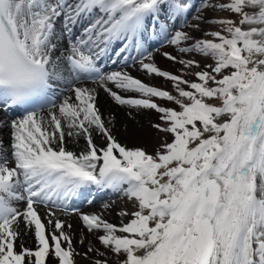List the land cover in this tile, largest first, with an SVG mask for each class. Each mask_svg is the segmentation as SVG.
Returning a JSON list of instances; mask_svg holds the SVG:
<instances>
[{
    "label": "snow or ice",
    "instance_id": "obj_1",
    "mask_svg": "<svg viewBox=\"0 0 264 264\" xmlns=\"http://www.w3.org/2000/svg\"><path fill=\"white\" fill-rule=\"evenodd\" d=\"M150 111L152 153L128 144ZM109 190L119 224L75 206ZM77 256L264 264V0H0V264Z\"/></svg>",
    "mask_w": 264,
    "mask_h": 264
},
{
    "label": "bare ground",
    "instance_id": "obj_2",
    "mask_svg": "<svg viewBox=\"0 0 264 264\" xmlns=\"http://www.w3.org/2000/svg\"><path fill=\"white\" fill-rule=\"evenodd\" d=\"M165 49H169V48L164 47V49H159L158 51H156L155 52V58H156L157 63L159 64V66H161L163 69H170V68H172V65L170 64V62H168L167 59H165V57L163 56V53H162V52H164L162 50H165ZM209 62H211V61H209ZM116 67H117V65L113 66L112 69H114ZM129 71L132 72V74L134 76H138L141 79L145 80V82H148V83H150L152 85H161V86H163L166 89H170V87H171V84L170 83H165L162 78L148 77L143 72L136 71L134 68L132 70H129ZM85 84H86L87 87H90V88L94 87V85H95V84L93 85V83H90V84L89 83H85ZM162 103H164V102H162ZM99 106L101 107L102 111L106 110L109 107L108 98H107V96L103 95V93H100ZM113 107H115V106H113ZM115 110H116V112L118 114V118L121 121L127 122V117L125 116L124 110H121V109H115ZM46 114L47 113H45V115ZM6 119H8V118L6 117ZM157 121H158V114L155 113L154 111L142 112L139 115H137L136 116V123L130 122L129 126L134 128V129H136L137 132L139 133V135L135 139H128L129 146L130 147L133 146V145L143 146V147L148 148V150L153 148L154 142L157 140V139H154L153 136H155L156 134H159V137L161 135H163V134L157 133L156 130L151 127V124L155 123ZM136 124L137 125H141V128H138ZM122 132H123V130H122ZM8 135L9 134H8L7 130H5V132H4L5 141H7ZM169 139H171V137H169ZM80 145L83 146V141L82 140L80 141ZM69 147H72L75 150H79V149H76L75 145H69ZM126 198H123L122 200H120L116 204L107 203V204L112 205L111 212L110 213L108 212L109 214H112V216H113V219L111 220V222L116 223V224L120 223V219L121 218L117 217L116 214H115V212L117 210L127 209L129 212L136 210L134 208V206H133L132 201H130V200H128V198L127 199ZM86 211H87V209H86ZM96 211L97 212H102L103 211L102 207L100 206L97 209H92V212H96ZM105 213H107V212H105ZM41 214H42V217H43V211L41 212ZM58 216H60L62 219L65 218L64 215H58ZM129 218L130 217H124L123 218L124 222L126 223ZM70 219H71V222L73 223V225H74V227L76 229H79L81 227V224H80L79 220L76 221V220H73L72 218H70ZM24 244H25V246L30 247V248L35 246V241L32 238L31 233H29L28 235L24 236ZM82 249H83V247H82ZM81 252H82V250H81ZM76 259L78 261V264H86V261L79 259V256H78V258L76 257Z\"/></svg>",
    "mask_w": 264,
    "mask_h": 264
},
{
    "label": "rangeland",
    "instance_id": "obj_3",
    "mask_svg": "<svg viewBox=\"0 0 264 264\" xmlns=\"http://www.w3.org/2000/svg\"><path fill=\"white\" fill-rule=\"evenodd\" d=\"M220 15H223L222 13L220 14ZM214 30H219V25H212L211 26ZM162 49H164V47H162ZM162 51H171V49L169 48V49H165V50H162ZM163 53V52H162ZM164 58V57H163ZM198 59H199V57H197ZM169 62V61H168ZM171 64V63H170ZM172 65V64H171ZM176 67H179V66H176ZM133 68H129L128 70H132ZM170 69H172L173 71H175V68H173V66H172V68H170ZM188 79H195V77L194 76H188L187 77ZM96 85H94V87H95ZM168 90H171V87H170V89H168ZM101 93H103V92H101ZM103 95H105L104 93H103ZM106 96V95H105ZM217 103V102H216ZM167 106H173V107H175L174 105H171V104H168ZM121 110H123V109H121ZM123 113V112H122ZM134 123H136V121L134 122ZM137 125V124H136ZM137 127L138 128H141V125H137ZM153 138L154 139H157L155 142H154V146L159 142V134H156L155 136H153ZM154 146H153V148H151V149H149L148 150V148H146L147 150H148V152L149 153H152L153 151H154ZM123 198H116V199H110V200H104L105 201V203H114V204H116L117 202H119L120 200H122ZM127 199V198H126ZM104 201H101L100 203H98L97 204V206L96 205H94V206H92V207H89V209L87 208V212H92V209H97L98 207H100L102 204H105L104 203ZM103 202V203H102ZM97 212V211H96ZM104 214V216H105V218L106 219H108L110 222H111V220L113 219V216H112V214H109L108 212L107 213H103ZM58 215V214H57ZM70 218H72L73 220H76L77 221V219L75 218V217H70ZM91 238V237H90ZM92 240H93V243L95 244L96 243V241H95V239L94 238H91ZM97 246L99 247V245L97 244ZM78 250L81 252V250H82V252L84 251V248L82 249V247H80V246H78ZM77 258H78V256H77ZM79 259H81L80 257H79ZM82 260V259H81Z\"/></svg>",
    "mask_w": 264,
    "mask_h": 264
},
{
    "label": "clouds",
    "instance_id": "obj_4",
    "mask_svg": "<svg viewBox=\"0 0 264 264\" xmlns=\"http://www.w3.org/2000/svg\"><path fill=\"white\" fill-rule=\"evenodd\" d=\"M23 86H27V84L25 83Z\"/></svg>",
    "mask_w": 264,
    "mask_h": 264
}]
</instances>
